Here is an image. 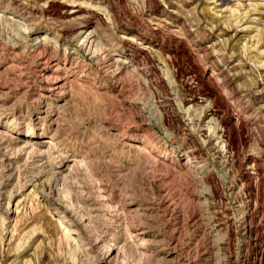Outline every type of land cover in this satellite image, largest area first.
Listing matches in <instances>:
<instances>
[{
    "label": "rangeland",
    "instance_id": "rangeland-1",
    "mask_svg": "<svg viewBox=\"0 0 264 264\" xmlns=\"http://www.w3.org/2000/svg\"><path fill=\"white\" fill-rule=\"evenodd\" d=\"M62 1L80 17L0 0L19 20L0 24V264H101L109 246L111 264H264V0ZM92 28L109 56L83 45ZM213 63L224 124L189 101Z\"/></svg>",
    "mask_w": 264,
    "mask_h": 264
},
{
    "label": "bare ground",
    "instance_id": "bare-ground-1",
    "mask_svg": "<svg viewBox=\"0 0 264 264\" xmlns=\"http://www.w3.org/2000/svg\"><path fill=\"white\" fill-rule=\"evenodd\" d=\"M46 2V6L48 8H61L63 11H62V15L61 17L63 18H69V19H73V20H76L80 17L82 11H83V2H77V1H71V3H67L66 1H62L61 0H45ZM60 3H56V2H59ZM96 1V0H94ZM99 2H105L106 0H98ZM97 1V2H98ZM217 1H220L221 3L223 4H231L233 5L234 3H240L239 5H245V1H250V0H216L214 3H216ZM101 9V8H100ZM98 8V13L100 16H98V19L102 17V14L101 12L99 11L100 10ZM11 10V9H10ZM7 7H1L0 8V24L2 23L3 26H6L8 24H12V23H19V20L15 19L14 17L15 16H6V12L7 11H10ZM104 11V10H103ZM9 13V12H8ZM9 14H14L15 15V12H10ZM58 15V14H57ZM183 31H184V34L183 32L178 34L179 36V39H183L184 36H186V30L184 28H182ZM44 37V36H43ZM43 37L41 39H43ZM97 38V33L95 31L94 28L92 29H88L85 33V36L83 38V45L85 44V46L88 47V49H92V54L91 52H89V54H91L92 56H97V55H101V56H109V52H108V48H105V47H102V45L98 42V40L96 39ZM40 39V40H41ZM45 39V38H44ZM133 38H129V41H133L132 40ZM38 42H36L37 44ZM137 44H140V45H143L142 43H137ZM185 47V46H183ZM142 50H144V55L145 56H148V53H150L149 51V47L148 46H142L141 47ZM109 54V55H108ZM203 55V54H202ZM94 56V57H95ZM187 59L190 58L188 55H186ZM200 57H203V56H200ZM167 65L168 63L170 64H177V59H178V56L177 54L175 53H172L169 57L167 56ZM91 59V58H90ZM186 59V58H185ZM189 60V59H188ZM191 60V59H190ZM45 62L47 60H44ZM142 61V60H141ZM147 61V60H146ZM195 61V60H194ZM198 61V60H197ZM191 62V61H190ZM193 64V63H192ZM199 64V63H198ZM197 64V65H198ZM11 65V64H10ZM194 66L196 65V63L193 64ZM53 68L51 69H44L42 71V76L45 78V80L47 81L48 83V90L51 91V93H55L56 95H60L62 94V91L64 89V85L62 82L61 79H59V77H57V74H56V71L59 70L58 69V66L57 64H54L53 63ZM139 64H136L135 65V69L136 72H137V75H139L141 77L144 76V72L142 70H140V68L138 67ZM114 67V66H113ZM117 67V66H116ZM115 69V68H114ZM210 69H211V74L208 76V78L206 79V84L202 86L204 87V92L199 94L198 98H191L189 101L192 103V104H195V103H208L209 104V107L211 108V111H212V114L214 116H217L218 117V121L219 123H223L224 124V120L222 118H220V115L218 116V113L216 112V110H214V108L216 107H219V104L221 103V101L225 98V94H218V91L217 89L219 88L218 87V81H216L215 79H218L219 77V73H217L219 71L217 65H215L214 63L212 65H210ZM117 71V70H116ZM115 71V72H116ZM177 72V75H183L184 73H186V71L182 70L181 68L178 67V69L176 70ZM118 73V72H117ZM114 74V73H113ZM38 76V75H37ZM191 76V75H190ZM147 78L145 79L148 83H157L159 81H161L160 77L157 76V78H150L148 76H146ZM193 77V76H192ZM198 79V78H197ZM212 80H215L216 82H213ZM55 81V82H53ZM192 83V82H191ZM199 84V83H198ZM196 86V85H195ZM201 87V85H200ZM198 91V89H195ZM193 90V91H195ZM202 90V91H203ZM35 94V93H34ZM50 94V93H49ZM194 94V92H193ZM193 97V96H192ZM42 102V101H41ZM208 107V109H209ZM46 108V107H45ZM213 109V110H212ZM218 126V125H217ZM219 131V129H218ZM217 133V132H215ZM220 138H224L222 139L221 141L225 143V151H226V148L230 142V134L226 133L224 130H222L220 128ZM32 134L30 135H27L26 134V137H29L31 136ZM34 136L32 135V137L26 139V142L23 144L24 147L20 148L19 150L21 152H24L28 151V153H36V149H34L33 145L30 143L31 141H34L36 139H32ZM125 137V136H124ZM232 141V140H231ZM231 143V142H230ZM8 145V144H7ZM19 147V146H18ZM133 147H135L136 149H138L142 154H144V156L147 158V160L151 161L152 162H157V159H159V154H157L156 152H153L151 150H149L147 147H143L141 145H133ZM2 149V148H1ZM45 153V152H44ZM8 156V154H7ZM30 156V155H29ZM74 162H76L77 160H72ZM73 162V163H74ZM188 163V162H187ZM4 164V163H3ZM51 179V178H50ZM49 179V180H50ZM53 179V178H52ZM51 179V181H52ZM246 180V179H245ZM58 181V180H57ZM43 181L39 182L38 184H34V189H30V191L28 192L29 193H32V192H35L37 187H40L39 185L42 184ZM44 185V184H42ZM97 187V186H96ZM48 188V187H47ZM50 189V188H49ZM49 191V190H48ZM54 191V190H53ZM49 194H51V192H48ZM249 195V194H248ZM24 197V196H23ZM51 197H54V196H51V195H48L46 196V199L47 198H51ZM10 198V197H9ZM23 199L21 200H17L16 203H15V209L19 208V206L21 205ZM25 201V200H24ZM10 202V201H9ZM8 202V204H10ZM9 209V208H8ZM90 211V210H89ZM48 214L50 215V213L48 212ZM59 222V221H57ZM62 222H60V224L58 225L60 227V229H62V232L64 233V235L66 236V238H69L70 235H69V232H67L66 230H64V226H62L61 224ZM73 231V230H72ZM127 234L128 235H131L130 238H133V237H136L138 236L139 232L137 231H131V230H126ZM97 236V235H96ZM95 236V237H96ZM258 236V235H257ZM105 238H106V234H100L99 237L97 238L99 240V243H104L105 241ZM132 241V240H131ZM147 241V240H146ZM76 245V244H75ZM107 245V244H106ZM105 246V245H104ZM100 247V246H99ZM123 246H116L115 248H113L112 246H109L105 251L104 253H102V261H101V264H111L112 262L116 261V259L118 258V254H119V251L121 250ZM98 257V256H97Z\"/></svg>",
    "mask_w": 264,
    "mask_h": 264
}]
</instances>
